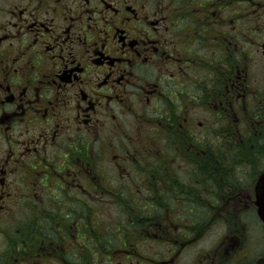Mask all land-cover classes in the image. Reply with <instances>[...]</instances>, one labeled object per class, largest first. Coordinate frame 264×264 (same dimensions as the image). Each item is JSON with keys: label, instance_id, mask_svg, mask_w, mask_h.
I'll list each match as a JSON object with an SVG mask.
<instances>
[{"label": "flooded vegetation", "instance_id": "af4514ba", "mask_svg": "<svg viewBox=\"0 0 264 264\" xmlns=\"http://www.w3.org/2000/svg\"><path fill=\"white\" fill-rule=\"evenodd\" d=\"M263 172L264 0H0V264H264Z\"/></svg>", "mask_w": 264, "mask_h": 264}, {"label": "water", "instance_id": "95a60500", "mask_svg": "<svg viewBox=\"0 0 264 264\" xmlns=\"http://www.w3.org/2000/svg\"><path fill=\"white\" fill-rule=\"evenodd\" d=\"M255 193L257 216L264 223V172L257 181Z\"/></svg>", "mask_w": 264, "mask_h": 264}, {"label": "rangeland", "instance_id": "374dc122", "mask_svg": "<svg viewBox=\"0 0 264 264\" xmlns=\"http://www.w3.org/2000/svg\"><path fill=\"white\" fill-rule=\"evenodd\" d=\"M237 174H241V173H237ZM18 216L21 217V214H19Z\"/></svg>", "mask_w": 264, "mask_h": 264}, {"label": "bare ground", "instance_id": "6f19581e", "mask_svg": "<svg viewBox=\"0 0 264 264\" xmlns=\"http://www.w3.org/2000/svg\"><path fill=\"white\" fill-rule=\"evenodd\" d=\"M33 24V23H32ZM163 56V55H162ZM134 74V73H133ZM130 103V102H129Z\"/></svg>", "mask_w": 264, "mask_h": 264}]
</instances>
